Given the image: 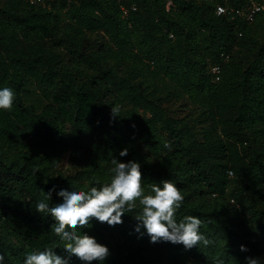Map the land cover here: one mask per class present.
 <instances>
[{
    "label": "trees",
    "instance_id": "trees-1",
    "mask_svg": "<svg viewBox=\"0 0 264 264\" xmlns=\"http://www.w3.org/2000/svg\"><path fill=\"white\" fill-rule=\"evenodd\" d=\"M217 4L246 7L245 0L0 3V87L15 92L12 110L0 111V249L8 264L45 246L60 251L36 202L53 186L108 182L112 158L140 164L146 193L162 179L176 184L185 197L177 220L199 216L210 243L185 250L138 238L137 208L116 227L84 229L110 249L105 264L264 259V14L248 22L216 15ZM114 106L121 110L113 119ZM59 199L53 193L52 202Z\"/></svg>",
    "mask_w": 264,
    "mask_h": 264
},
{
    "label": "clouds",
    "instance_id": "clouds-1",
    "mask_svg": "<svg viewBox=\"0 0 264 264\" xmlns=\"http://www.w3.org/2000/svg\"><path fill=\"white\" fill-rule=\"evenodd\" d=\"M14 101L13 88L0 87V111L10 112ZM120 110V106L111 107V118H116ZM118 155L127 156L128 149H122ZM111 164L112 175L106 183L86 185V190L53 186L44 192V198L36 202L34 210L41 217L51 218L50 231L63 242L62 248L57 251L55 247L45 246L27 251L22 264H71L73 258L80 264H105L110 249L84 229H91L94 223L116 227L123 223V216L137 208L139 211L131 216L135 220L133 232L138 238L147 237L151 244L180 245L185 250L210 243L201 232L203 221L199 216L187 215L177 220L185 197L176 184L162 179L153 182L146 193L138 162L112 158ZM53 193L60 199L52 202ZM240 251H247L246 246L241 245ZM262 261V258L246 257V264H262ZM0 264H8V253L2 249Z\"/></svg>",
    "mask_w": 264,
    "mask_h": 264
},
{
    "label": "built area",
    "instance_id": "built-area-1",
    "mask_svg": "<svg viewBox=\"0 0 264 264\" xmlns=\"http://www.w3.org/2000/svg\"><path fill=\"white\" fill-rule=\"evenodd\" d=\"M31 4L47 6V0H28ZM246 7L243 8H234L228 7L222 4H217L215 7L216 15H224L228 17H235V15L241 16L248 22H252L256 15L263 13L264 14V0H245ZM171 4L170 1L167 2V7ZM120 9L122 14L125 16L128 13V9L125 5H121ZM172 37V35H170ZM224 60H227L228 56H223ZM211 74L214 77V80L217 81L220 73V65L214 64L210 68Z\"/></svg>",
    "mask_w": 264,
    "mask_h": 264
},
{
    "label": "rangeland",
    "instance_id": "rangeland-1",
    "mask_svg": "<svg viewBox=\"0 0 264 264\" xmlns=\"http://www.w3.org/2000/svg\"><path fill=\"white\" fill-rule=\"evenodd\" d=\"M3 0H0V3ZM96 37H94L95 39ZM186 113V111H183L181 113H179L177 116L181 117ZM29 140V139H28ZM68 167V152H65L64 155L62 156V158L59 160V162H57V168L60 170H65Z\"/></svg>",
    "mask_w": 264,
    "mask_h": 264
}]
</instances>
